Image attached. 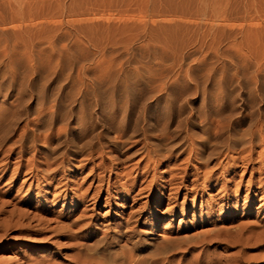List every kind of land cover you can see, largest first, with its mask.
<instances>
[{"label":"rangeland","instance_id":"rangeland-1","mask_svg":"<svg viewBox=\"0 0 264 264\" xmlns=\"http://www.w3.org/2000/svg\"><path fill=\"white\" fill-rule=\"evenodd\" d=\"M260 132L264 0H0V264H264Z\"/></svg>","mask_w":264,"mask_h":264},{"label":"bare ground","instance_id":"bare-ground-1","mask_svg":"<svg viewBox=\"0 0 264 264\" xmlns=\"http://www.w3.org/2000/svg\"><path fill=\"white\" fill-rule=\"evenodd\" d=\"M260 134H261L260 135L261 138H263L262 132H260ZM253 135H254L253 133H249L248 139H244L242 137L239 140H237V139L234 140L233 143H234V145H236L238 143L239 144L242 143L243 145H245L246 144L245 142L248 141L251 144H253ZM249 147L252 148L253 145H252V147H251V145H249ZM183 206L184 207L187 206L186 202L185 203L183 202ZM125 232H123L119 236L121 238H125L126 234H128V232L127 233H125ZM109 234L110 233L105 232V234H104L105 236L103 237L102 243L97 242V243L92 244V245L80 243L79 246L77 247V249H78L77 253L75 255H71L68 257L69 263L70 264H159L160 262H163V261L169 262V259L167 257H163V258H161V257L155 258L154 257V259H152V260H148V258H146V257H136L135 254L132 253L133 250H132V252L122 251V253L117 254L116 256L112 255L110 253L109 247H105V244H107V243L104 242V239H107Z\"/></svg>","mask_w":264,"mask_h":264}]
</instances>
